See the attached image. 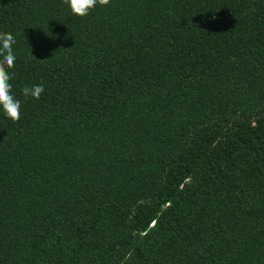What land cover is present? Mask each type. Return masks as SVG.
<instances>
[{"label": "trees", "instance_id": "trees-1", "mask_svg": "<svg viewBox=\"0 0 264 264\" xmlns=\"http://www.w3.org/2000/svg\"><path fill=\"white\" fill-rule=\"evenodd\" d=\"M0 32V264H264V0H0Z\"/></svg>", "mask_w": 264, "mask_h": 264}, {"label": "clouds", "instance_id": "clouds-1", "mask_svg": "<svg viewBox=\"0 0 264 264\" xmlns=\"http://www.w3.org/2000/svg\"><path fill=\"white\" fill-rule=\"evenodd\" d=\"M109 2L110 0H64V3L69 6L72 13L81 17L88 15L97 4L105 6ZM15 43L13 35L0 32V109L13 122L19 121L21 108L20 100L12 92L13 85L11 81L13 74L7 71V69L15 67L16 57L13 53V45ZM44 90L43 84H35L23 86L21 92L25 98L31 97L38 100Z\"/></svg>", "mask_w": 264, "mask_h": 264}]
</instances>
